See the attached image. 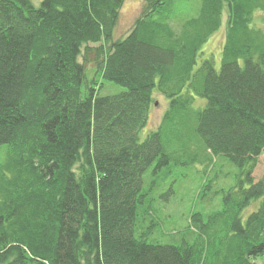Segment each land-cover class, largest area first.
Returning a JSON list of instances; mask_svg holds the SVG:
<instances>
[{"label": "trees", "instance_id": "trees-1", "mask_svg": "<svg viewBox=\"0 0 264 264\" xmlns=\"http://www.w3.org/2000/svg\"><path fill=\"white\" fill-rule=\"evenodd\" d=\"M123 3L0 0V264H255L264 256V178L252 179L264 150V0H201L184 21L175 0H144L113 41ZM223 20L219 70L211 58L195 69ZM91 44L104 53L96 76L124 92L102 97L86 80L79 58ZM154 89L169 105L141 141ZM191 94L205 107L193 109ZM207 154L239 173L216 192L221 208L194 212L176 233L138 224L147 169Z\"/></svg>", "mask_w": 264, "mask_h": 264}, {"label": "rangeland", "instance_id": "rangeland-1", "mask_svg": "<svg viewBox=\"0 0 264 264\" xmlns=\"http://www.w3.org/2000/svg\"><path fill=\"white\" fill-rule=\"evenodd\" d=\"M38 6L42 0H30ZM144 0H124L120 10L117 25L113 32V41L120 40L130 32L135 20L141 15ZM177 20H186L195 17L201 7V0H178L176 2ZM259 15L257 18H260ZM179 25V23H177ZM173 27L178 29V25ZM224 20L219 30L210 37L204 47V53L197 59L198 68L202 59L211 58L214 68L218 71L221 63V48L224 39ZM93 50L87 52L79 62L84 63L85 77L89 81L95 79L97 85L96 94L99 96L117 95L125 91V88L96 76V63L104 57V53L96 56L95 48L98 44L89 45ZM106 50V49H105ZM84 59V60H83ZM194 69V70H195ZM84 90V87L82 88ZM182 94H187L184 90ZM194 98L193 109L204 108L206 101L203 98L191 94ZM153 105L149 110L146 124L139 129L137 135L142 141L146 136L157 129L161 116L168 109L169 100L159 94L156 89L152 92ZM198 157L203 158L200 154ZM197 157V158H198ZM209 161H199L191 165L176 164L171 160L167 166L153 172L149 167L142 176V192L145 194L143 204L137 207V223L145 224L154 220L159 223L157 230L166 233L182 231L194 212L203 215L210 214L221 208V196L216 193L220 189L226 190L236 185L238 170L225 157H215L207 154ZM202 160V159H201ZM264 178V150L258 157L252 179L257 182ZM247 186V185H246ZM257 203H252L244 213L245 219L251 212L256 210ZM255 264H264V256L259 257Z\"/></svg>", "mask_w": 264, "mask_h": 264}]
</instances>
